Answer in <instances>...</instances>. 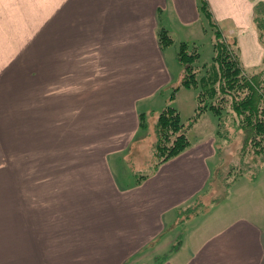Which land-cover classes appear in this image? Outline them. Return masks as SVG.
Instances as JSON below:
<instances>
[{"label":"crops","instance_id":"0c3cea01","mask_svg":"<svg viewBox=\"0 0 264 264\" xmlns=\"http://www.w3.org/2000/svg\"><path fill=\"white\" fill-rule=\"evenodd\" d=\"M205 1L258 66L264 0ZM198 6L0 0V264L13 247L26 264H264V160L243 158L218 196L217 129L188 127L189 146L153 165L155 134L140 126L166 104L183 119L187 99L183 121L195 110L157 33L200 21Z\"/></svg>","mask_w":264,"mask_h":264},{"label":"trees","instance_id":"16d2710c","mask_svg":"<svg viewBox=\"0 0 264 264\" xmlns=\"http://www.w3.org/2000/svg\"><path fill=\"white\" fill-rule=\"evenodd\" d=\"M200 9L214 27L213 57L209 63L199 66L195 63L200 55L196 45L193 44V47L189 48L188 43H179L176 60L182 75L176 89L185 87L196 90L195 110L187 121H183L179 111L170 104H166L159 112L154 124V165L176 156L189 146L191 141L187 136V122L194 123L207 111L217 116L220 127L225 125L223 115H227L236 129L243 131V158L245 155L257 157L259 162H262L264 72H246L240 62L235 42L225 39L213 21L205 0H202ZM256 27L261 33L263 26ZM158 41L161 48L173 43L172 37L164 28L159 30ZM140 126L146 128L145 119L141 118ZM194 209H197L194 205L187 208L188 212Z\"/></svg>","mask_w":264,"mask_h":264},{"label":"rangeland","instance_id":"374dc122","mask_svg":"<svg viewBox=\"0 0 264 264\" xmlns=\"http://www.w3.org/2000/svg\"><path fill=\"white\" fill-rule=\"evenodd\" d=\"M202 0H199V14H200V21L198 18V21L194 24L186 23L183 24V26H173L172 29H165L167 33L172 37L173 43L166 47L162 48V50H166L168 52V55H166L167 58H169V61L171 59L176 60V54L178 51V46L180 42H186L188 43L189 48L193 47V44L196 45V48L199 52V59L197 62H195L197 65L201 66L202 64L209 63L212 60L213 57V37H214V27L210 24L209 19L206 17L204 13H202L200 6H201ZM260 20V22H258ZM260 23V24H259ZM164 26H167L168 24L166 22H163ZM163 25H160V28H164ZM254 25L259 26L262 25V33L261 37L259 38L260 44L263 46V55H264V3H259L255 7V15H254ZM159 28V30H160ZM204 29V30H203ZM159 30L157 33V37H159ZM184 30V31H183ZM187 36H186V35ZM189 36V37H188ZM229 42H232L229 40ZM159 43V41H158ZM236 51L238 53L240 62H243V54H239V51L243 48L238 49L237 45ZM249 46V45H248ZM249 51H251V48L249 47ZM264 60V58H263ZM178 64V63H177ZM242 64V63H241ZM243 66V64H242ZM244 67V66H243ZM246 72L253 73V72H264V61H262L258 66H247L244 67ZM263 69V70H262ZM170 91V89H166ZM167 91V92H168ZM196 103V102H195ZM189 103L186 99V102L182 101V104L179 106L183 108V119L190 114L189 110H187V107H189ZM182 119V120H183ZM223 119L225 122V125H222L221 127L218 125V118L217 116L213 115L211 111H207V115H203L196 124L193 122L188 123L191 128L197 130L198 128H205L207 130L212 129V127L216 130L218 129L219 132L217 133L218 138V166L215 167V171L213 173V176L211 178V188L214 190H217L218 196L222 194V189L232 182L233 179L236 177L242 175L243 170H245V167H254L256 166L260 159L257 157L252 158L251 156L245 157V160L247 158L251 159V162L243 167V153L242 148L239 143L243 140V131L238 130L235 127V124L232 123L231 119H228L227 115H223ZM187 121V120H186ZM155 119L146 118V128L144 129L143 136L146 137V141L149 140L150 137H154V123ZM143 129V128H141ZM206 130V131H207ZM190 131L188 132V137L190 139H193V135ZM153 165H154V159H153ZM136 166V164H135ZM140 171V172H139ZM141 171H148V167L146 168H140L139 170L136 169V173H142ZM196 206L197 204H193ZM11 255L5 254L7 257V264H26V263H19L18 261V250H16V247H13ZM28 264H33L31 262H27Z\"/></svg>","mask_w":264,"mask_h":264}]
</instances>
